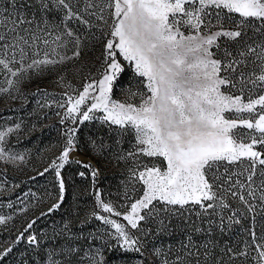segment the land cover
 Segmentation results:
<instances>
[{
  "label": "snow or ice",
  "instance_id": "obj_1",
  "mask_svg": "<svg viewBox=\"0 0 264 264\" xmlns=\"http://www.w3.org/2000/svg\"><path fill=\"white\" fill-rule=\"evenodd\" d=\"M0 98V264H264V0H0Z\"/></svg>",
  "mask_w": 264,
  "mask_h": 264
},
{
  "label": "rangeland",
  "instance_id": "obj_2",
  "mask_svg": "<svg viewBox=\"0 0 264 264\" xmlns=\"http://www.w3.org/2000/svg\"><path fill=\"white\" fill-rule=\"evenodd\" d=\"M4 105H5V101H4V99H3V98H0V109H3V108H4ZM2 114L7 115V114H9V113L4 112V113H2ZM81 155H87V154H86V153H81ZM111 182H112L113 184H115V180H114V179H113ZM40 183H43V181L41 180ZM69 200H71V194H69ZM17 223H19V221H17Z\"/></svg>",
  "mask_w": 264,
  "mask_h": 264
}]
</instances>
